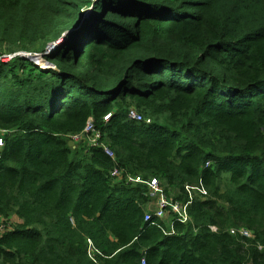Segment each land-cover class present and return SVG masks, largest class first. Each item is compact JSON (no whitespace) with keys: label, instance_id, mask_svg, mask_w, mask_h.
<instances>
[{"label":"trees","instance_id":"trees-1","mask_svg":"<svg viewBox=\"0 0 264 264\" xmlns=\"http://www.w3.org/2000/svg\"><path fill=\"white\" fill-rule=\"evenodd\" d=\"M0 130V264H264V0H0Z\"/></svg>","mask_w":264,"mask_h":264},{"label":"built area","instance_id":"built-area-1","mask_svg":"<svg viewBox=\"0 0 264 264\" xmlns=\"http://www.w3.org/2000/svg\"><path fill=\"white\" fill-rule=\"evenodd\" d=\"M129 118L140 121L142 120L141 115L138 114L135 110H130L127 115ZM110 117V114H107L104 116V121H107ZM7 133L6 130H0V148L3 146V134ZM73 140L75 141H81L85 144H88L89 146H97L100 145L99 143V138H100V133L96 129L92 119H88L86 121V124L82 130L81 133L75 134L72 136ZM103 150L105 154L109 157H113V153L106 148L104 145ZM112 174L116 177H120L121 171L118 169H113ZM128 180H131L136 183H145L148 189L149 194L155 201V208L153 209L152 212H147L145 214V218L147 219L150 214L154 215L156 217L162 218L164 216L165 209H169L172 214L176 215L181 221H187L188 217L185 214V207L181 205L179 202H172L168 200L162 193L161 188L159 186V182L156 178H148L145 180L142 178L141 175H135L133 177H128ZM153 203V202H152ZM154 204V203H153ZM212 230H215V227L211 226L210 227ZM233 232V230H230ZM239 233L243 236L250 237V233L246 231L245 229H240ZM142 263L144 264V260H142Z\"/></svg>","mask_w":264,"mask_h":264},{"label":"rangeland","instance_id":"rangeland-1","mask_svg":"<svg viewBox=\"0 0 264 264\" xmlns=\"http://www.w3.org/2000/svg\"><path fill=\"white\" fill-rule=\"evenodd\" d=\"M52 49H53V47H52V46H49V47H48V52H49V51H52ZM33 59H34V58H33ZM36 61H37V62H38V61L41 62L42 60L40 61V59H39V60L36 59ZM39 62H38V63H39ZM39 64H40V63H39ZM41 65L43 66L44 64L41 63ZM72 142H73V141H72ZM152 202L154 203V204L152 203V204H153L152 206L155 207V201L153 200ZM12 218L14 219V221L17 220L16 217H14V216H12Z\"/></svg>","mask_w":264,"mask_h":264},{"label":"water","instance_id":"water-1","mask_svg":"<svg viewBox=\"0 0 264 264\" xmlns=\"http://www.w3.org/2000/svg\"><path fill=\"white\" fill-rule=\"evenodd\" d=\"M52 47H53V46H52ZM21 56H23V57H25V58H28V59H32V58L30 57V55H28V54H21ZM43 63H44V62H43ZM44 65H48V63H44ZM69 144L72 145L73 142L70 141Z\"/></svg>","mask_w":264,"mask_h":264},{"label":"bare ground","instance_id":"bare-ground-1","mask_svg":"<svg viewBox=\"0 0 264 264\" xmlns=\"http://www.w3.org/2000/svg\"><path fill=\"white\" fill-rule=\"evenodd\" d=\"M39 62V61H38Z\"/></svg>","mask_w":264,"mask_h":264}]
</instances>
